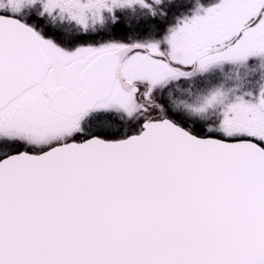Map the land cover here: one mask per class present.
<instances>
[{"label": "snow or ice", "instance_id": "1", "mask_svg": "<svg viewBox=\"0 0 264 264\" xmlns=\"http://www.w3.org/2000/svg\"><path fill=\"white\" fill-rule=\"evenodd\" d=\"M0 264H264V0H0Z\"/></svg>", "mask_w": 264, "mask_h": 264}]
</instances>
